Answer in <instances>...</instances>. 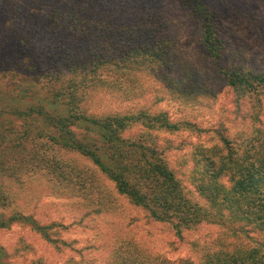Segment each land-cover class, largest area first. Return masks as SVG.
<instances>
[{"label": "trees", "instance_id": "trees-1", "mask_svg": "<svg viewBox=\"0 0 264 264\" xmlns=\"http://www.w3.org/2000/svg\"><path fill=\"white\" fill-rule=\"evenodd\" d=\"M152 1L0 0V72L25 83L0 98V115L1 103L14 99L18 119L0 137V181L41 174L57 185L74 223L101 231L94 264H264V70L247 62L251 53L239 43L230 59L209 0H176L166 19L148 7ZM187 11L205 52L202 67L187 59L171 16ZM254 21L261 45L262 23ZM154 84V99L145 101ZM220 91L235 106L231 114L250 120L247 133L174 122L155 109L168 96L185 110L212 111ZM93 99L117 109L99 113ZM243 101L253 104L251 116ZM186 146L177 163L172 153ZM15 202L0 191L1 207ZM127 208L185 255L173 259L131 235ZM19 218L33 219L14 212L0 229ZM34 222L48 239L60 226Z\"/></svg>", "mask_w": 264, "mask_h": 264}, {"label": "rangeland", "instance_id": "rangeland-1", "mask_svg": "<svg viewBox=\"0 0 264 264\" xmlns=\"http://www.w3.org/2000/svg\"><path fill=\"white\" fill-rule=\"evenodd\" d=\"M209 3L215 11H218L220 23L225 34L227 51L230 59H233L232 48L236 43L242 44L245 49L251 53L247 62L255 66L259 70H264V42L259 45V39L255 28L249 23L250 20H259L262 23L264 31V0H209ZM147 5V1L145 3ZM233 6V7H232ZM148 7L154 10H160L165 19L166 12L177 7L176 0H153L148 3ZM240 9L242 12H236L234 9ZM179 12V10H178ZM182 14V16L180 15ZM184 14V15H183ZM173 20L177 21V26L181 29V46L187 59L194 65L202 67L204 64L203 48L198 39L195 19L189 14V11L172 13ZM180 19V20H179ZM179 20V21H178ZM2 16H0V24ZM148 44V42H147ZM127 47V46H126ZM11 75H4L0 72V98L2 93L12 88L14 83L22 89L25 83H20L16 79H12ZM156 85L145 94V101L154 99ZM19 91V90H18ZM34 91V90H32ZM20 92V91H19ZM5 97H8L5 95ZM225 92H219L216 96V106L212 111L205 109L193 108L185 110L174 99L166 96L157 103L155 109L165 111L169 114L174 122L191 121L203 128H209L220 132L225 129L228 133L244 134L249 130V122L245 118L231 114L235 107L229 103V98ZM0 115V137H6L13 130L17 120L11 114V105L17 106L14 99L3 101L1 103ZM92 108L97 112L106 113V111H114L117 105L113 103H104L100 99H93L90 103ZM232 109H228V108ZM253 104L249 101H243V111L246 116H251ZM124 108V107H122ZM105 110V111H103ZM264 120V111L262 112ZM21 120V119H20ZM19 120V121H20ZM22 121V120H21ZM250 121V120H249ZM211 133L210 135L215 134ZM183 139L191 137L193 141L195 136H191L189 131L182 134ZM171 138V137H170ZM186 141V140H185ZM188 143V142H187ZM191 151V147L186 146L181 152L172 153V159L180 163L183 155ZM177 165V164H176ZM58 186L51 183L47 177L38 174L36 176H28L24 183L16 181L9 182L8 179L0 181V191L10 192L16 199L15 205L10 208L0 206V220L10 218L14 212L32 217L37 223L48 224L56 221L60 226L53 229L51 239L45 238L36 231V223L33 219L29 221H15L9 229H0V249H3L4 257L0 258L2 264H94L89 256L94 245L99 244V227L88 228L80 224H75L68 205V195H61L56 191ZM68 196V197H67ZM127 217L131 222L128 231L131 235L143 241H147L149 245H155L160 251L165 252L173 259H180L185 252L180 248L167 247V237L161 229L154 230L153 227L146 225L144 221L135 220L141 215L136 210L126 209ZM134 218V219H133ZM96 224V223H94ZM152 230V232H150ZM149 232V233H147ZM151 233H154L153 237ZM59 240L68 241L71 245L60 246Z\"/></svg>", "mask_w": 264, "mask_h": 264}]
</instances>
